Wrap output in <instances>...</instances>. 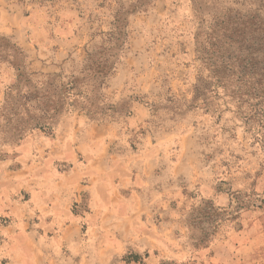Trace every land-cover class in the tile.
I'll return each mask as SVG.
<instances>
[{
    "label": "rangeland",
    "instance_id": "rangeland-1",
    "mask_svg": "<svg viewBox=\"0 0 264 264\" xmlns=\"http://www.w3.org/2000/svg\"><path fill=\"white\" fill-rule=\"evenodd\" d=\"M18 64L79 81L20 137ZM0 217V264H264V7L0 0Z\"/></svg>",
    "mask_w": 264,
    "mask_h": 264
},
{
    "label": "trees",
    "instance_id": "trees-1",
    "mask_svg": "<svg viewBox=\"0 0 264 264\" xmlns=\"http://www.w3.org/2000/svg\"><path fill=\"white\" fill-rule=\"evenodd\" d=\"M243 1L256 4L260 9L264 7V0ZM109 35L112 36V33ZM14 49H16L19 54L22 53L15 45ZM106 49V47H103L102 52ZM108 49L112 48L108 47ZM88 56H90V53H88ZM16 66L19 73L17 74L16 83L10 87V91L17 90L21 85L25 90L19 94V98L15 102L8 96L4 101L5 109L10 108V110L13 111L12 115L18 118L17 125L14 127L15 135L20 137L25 132L32 129H50V124L63 111L66 105V99L73 95V91H76L79 81L75 79L67 83H58L55 79L56 76L47 75L45 80L33 82L30 73L20 71V69L23 68L21 64ZM109 70L110 66L107 64H103L100 67L98 66V69L93 72V77L104 78ZM129 259L141 263L138 256H131Z\"/></svg>",
    "mask_w": 264,
    "mask_h": 264
},
{
    "label": "crops",
    "instance_id": "crops-1",
    "mask_svg": "<svg viewBox=\"0 0 264 264\" xmlns=\"http://www.w3.org/2000/svg\"><path fill=\"white\" fill-rule=\"evenodd\" d=\"M56 53L58 54H60V53H62L61 52V50L60 49H56ZM135 216H137V215H135ZM67 218V219H66ZM65 219V221H68V220H72V221H74L75 219H77L75 216H67ZM32 253L31 254H29V256H27V258L26 259H28V260H31V262L29 263V264H38V262H34L35 260L37 261V259H38V255H36V252L33 250V251H31ZM35 256V257H34ZM34 257V258H33ZM55 259H56V255H55V257H54ZM42 259V258H41ZM21 261H22V264H25L24 262H25V257H22L21 258ZM54 263V262H53ZM3 264H7V263H3ZM9 264V263H8ZM45 264V263H44Z\"/></svg>",
    "mask_w": 264,
    "mask_h": 264
}]
</instances>
